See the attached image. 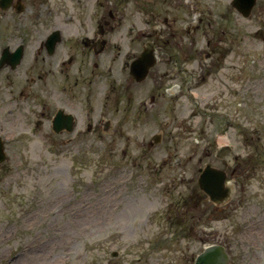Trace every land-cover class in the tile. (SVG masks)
<instances>
[{
  "label": "rangeland",
  "instance_id": "1",
  "mask_svg": "<svg viewBox=\"0 0 264 264\" xmlns=\"http://www.w3.org/2000/svg\"><path fill=\"white\" fill-rule=\"evenodd\" d=\"M191 1L211 24L197 45L225 37L205 81L184 71L194 66L187 61L180 78L160 85L153 76L134 88L118 60L120 84L105 82L109 130L56 136L33 122L28 136L18 135L0 167V264H21L23 256L25 264H193L220 242L228 264H264V0L248 17L230 0ZM219 114L234 118L235 133L223 132ZM153 134L158 143H150ZM218 134L243 162L237 192L225 206L205 201L198 210V167L219 165L203 155Z\"/></svg>",
  "mask_w": 264,
  "mask_h": 264
},
{
  "label": "flooded vegetation",
  "instance_id": "2",
  "mask_svg": "<svg viewBox=\"0 0 264 264\" xmlns=\"http://www.w3.org/2000/svg\"><path fill=\"white\" fill-rule=\"evenodd\" d=\"M130 1L135 10L127 12V0H0V165H7L18 135L24 139V128L37 115L49 117L50 129L53 119L56 136L95 133L100 121L86 122L94 112L92 98L110 80L122 49L138 53L151 42L159 59L176 64L177 55L185 57V48L195 45L204 21L188 0ZM211 55L212 50L205 53L209 58L204 60ZM127 61L121 60L123 69ZM126 82L130 86L133 81L128 76ZM30 101L31 108L26 106ZM67 115L73 118L72 131L66 129Z\"/></svg>",
  "mask_w": 264,
  "mask_h": 264
},
{
  "label": "water",
  "instance_id": "3",
  "mask_svg": "<svg viewBox=\"0 0 264 264\" xmlns=\"http://www.w3.org/2000/svg\"><path fill=\"white\" fill-rule=\"evenodd\" d=\"M249 3L246 10H242L244 14L248 13L249 7L253 4V0H249ZM145 57V56H144ZM153 61H150L146 58H143V54L135 59V63L132 65L135 69L132 71V74L135 76L138 75V71H141L142 74L146 72L148 65H151ZM137 72V73H136ZM222 172L218 169L211 168L207 166L206 169L201 173L198 179V184L200 188L205 190L206 193L209 194L211 199H214V194L218 190L216 187H219L220 181L222 178L219 176ZM226 257L225 254L221 251V247L216 245H210L205 248L203 252L199 254L194 264H225Z\"/></svg>",
  "mask_w": 264,
  "mask_h": 264
},
{
  "label": "bare ground",
  "instance_id": "4",
  "mask_svg": "<svg viewBox=\"0 0 264 264\" xmlns=\"http://www.w3.org/2000/svg\"><path fill=\"white\" fill-rule=\"evenodd\" d=\"M20 262H21V264H25L24 256L21 258Z\"/></svg>",
  "mask_w": 264,
  "mask_h": 264
}]
</instances>
